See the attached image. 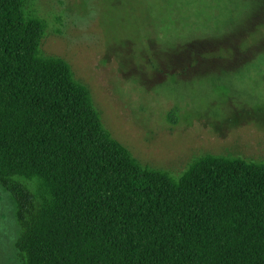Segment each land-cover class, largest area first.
Instances as JSON below:
<instances>
[{
    "label": "trees",
    "instance_id": "16d2710c",
    "mask_svg": "<svg viewBox=\"0 0 264 264\" xmlns=\"http://www.w3.org/2000/svg\"><path fill=\"white\" fill-rule=\"evenodd\" d=\"M47 30L27 0H0V186L17 207V264H264V163L144 165L44 51Z\"/></svg>",
    "mask_w": 264,
    "mask_h": 264
},
{
    "label": "rangeland",
    "instance_id": "374dc122",
    "mask_svg": "<svg viewBox=\"0 0 264 264\" xmlns=\"http://www.w3.org/2000/svg\"><path fill=\"white\" fill-rule=\"evenodd\" d=\"M44 51L88 86L103 123L144 165L264 163V0H27ZM17 207L0 186V264H17Z\"/></svg>",
    "mask_w": 264,
    "mask_h": 264
}]
</instances>
